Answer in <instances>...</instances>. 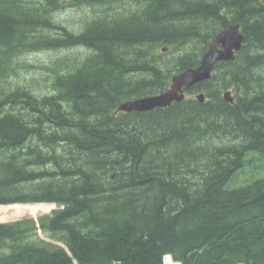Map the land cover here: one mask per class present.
Returning <instances> with one entry per match:
<instances>
[{
    "label": "trees",
    "instance_id": "16d2710c",
    "mask_svg": "<svg viewBox=\"0 0 264 264\" xmlns=\"http://www.w3.org/2000/svg\"><path fill=\"white\" fill-rule=\"evenodd\" d=\"M68 6L91 8L78 30ZM232 23L242 49L190 96L117 111ZM79 47L52 93L22 77L24 54ZM37 202L58 206L0 222V264H264V0H0V205Z\"/></svg>",
    "mask_w": 264,
    "mask_h": 264
},
{
    "label": "water",
    "instance_id": "95a60500",
    "mask_svg": "<svg viewBox=\"0 0 264 264\" xmlns=\"http://www.w3.org/2000/svg\"><path fill=\"white\" fill-rule=\"evenodd\" d=\"M244 33L240 24H231L213 36L208 49L204 53L198 66L190 67L175 74L169 88L158 94H151L136 99H131L120 104L119 110L150 111L156 108L167 107L176 101L186 98L187 92L200 82L211 78L212 72L220 61H229L236 58V53L244 43ZM168 46L163 48L167 51ZM230 102L234 101L232 90H227L224 95ZM196 98L201 102L207 100L205 92H199Z\"/></svg>",
    "mask_w": 264,
    "mask_h": 264
},
{
    "label": "rangeland",
    "instance_id": "374dc122",
    "mask_svg": "<svg viewBox=\"0 0 264 264\" xmlns=\"http://www.w3.org/2000/svg\"><path fill=\"white\" fill-rule=\"evenodd\" d=\"M91 8L86 6L81 8L80 6H68L65 9H62L59 13H57V18L59 21L67 25L73 30H78L81 21L84 18L85 14H90ZM90 50L87 48L79 47V48H69L62 49L61 51H39L27 53L21 56L20 60L25 61L26 63H30L36 65V68L23 70L22 77H28V79L39 78L40 82L37 85L39 92H47L52 93L53 89L49 87L50 79V71L47 66L51 64L52 60L57 56H67L72 59L83 58L86 54H88ZM18 59H16L17 61ZM190 96L187 94V97ZM57 203L53 202H37V203H16L10 205H0V222L11 221L14 219H19L23 217H38L43 214H49L53 209L57 207ZM31 210L37 212L36 214L32 213ZM41 234V233H40ZM44 238L48 241L56 242L59 241L54 240L46 235H43Z\"/></svg>",
    "mask_w": 264,
    "mask_h": 264
},
{
    "label": "bare ground",
    "instance_id": "6f19581e",
    "mask_svg": "<svg viewBox=\"0 0 264 264\" xmlns=\"http://www.w3.org/2000/svg\"><path fill=\"white\" fill-rule=\"evenodd\" d=\"M232 24H235V23H232ZM237 24H240V23H237ZM231 25V24H230ZM241 25V24H240ZM228 27V26H227ZM227 27H225V28H227ZM225 28H223V29H225ZM222 29V30H223ZM221 30V31H222ZM241 31H242V27H241ZM220 32V31H219ZM218 32V33H219ZM243 32V31H242ZM168 46V45H167ZM164 47H166V46H164ZM163 47V48H164ZM243 47V46H242ZM242 49V48H241ZM240 49V50H241ZM239 50V51H240ZM239 51H237V53L239 52ZM237 53H236V55H237ZM198 66V65H197ZM215 70V69H214ZM214 72V71H213ZM151 95V94H150ZM145 96H147V95H145ZM140 97H143V96H140ZM136 98H139V97H135V98H131V99H136ZM131 99H127V100H124V101H122L121 103H123V102H125V101H128V100H131ZM120 103V104H121ZM120 104L118 105V108H117V111L119 112V111H122V112H127V111H124V110H119V106H120ZM132 112V111H131ZM140 112H142V111H140ZM50 203V202H49ZM1 205H10V204H1ZM31 212L32 213H34V214H36L37 212H34V210H31ZM7 222V221H6ZM40 233H41V231H40ZM56 243V242H55ZM59 244H62L61 242H58ZM64 245V244H63ZM67 248V247H66ZM67 250H68V248H67ZM161 264H182V262L180 261V260H177V259H175L174 257H173V255L172 254H170V253H168V254H165L164 255V257H163V261H162V263Z\"/></svg>",
    "mask_w": 264,
    "mask_h": 264
}]
</instances>
